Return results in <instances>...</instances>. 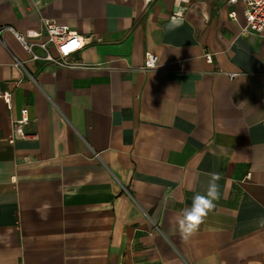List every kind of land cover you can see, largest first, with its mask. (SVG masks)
I'll use <instances>...</instances> for the list:
<instances>
[{
  "label": "crops",
  "instance_id": "0c3cea01",
  "mask_svg": "<svg viewBox=\"0 0 264 264\" xmlns=\"http://www.w3.org/2000/svg\"><path fill=\"white\" fill-rule=\"evenodd\" d=\"M47 20L84 36L82 66L32 60L10 29ZM245 22L223 0H0V264H264V35Z\"/></svg>",
  "mask_w": 264,
  "mask_h": 264
},
{
  "label": "built area",
  "instance_id": "2783aa9c",
  "mask_svg": "<svg viewBox=\"0 0 264 264\" xmlns=\"http://www.w3.org/2000/svg\"><path fill=\"white\" fill-rule=\"evenodd\" d=\"M229 4L241 3L244 6L245 25L243 30L248 33L264 35V0H223ZM236 18L237 11L232 10L229 14ZM10 29L15 33L16 38L29 52L32 60H43L53 62L58 65L77 67L82 66L81 60L75 59L74 55L85 45L84 36L74 30L67 23H60L47 20L45 29L42 31L27 30L18 31L14 27ZM206 59L212 61V54L207 53ZM159 56L152 52L146 53L145 64L142 69H149L158 65ZM23 65L19 59L15 60V65ZM233 76L234 74H230ZM10 109L13 108L12 92L9 90L0 92ZM29 109H21L20 116L12 123V134L9 138L11 143L27 136L26 124L29 122Z\"/></svg>",
  "mask_w": 264,
  "mask_h": 264
},
{
  "label": "clouds",
  "instance_id": "9594fccd",
  "mask_svg": "<svg viewBox=\"0 0 264 264\" xmlns=\"http://www.w3.org/2000/svg\"><path fill=\"white\" fill-rule=\"evenodd\" d=\"M207 192L204 195L193 196L190 207L183 209L178 219V230L182 240L187 241L198 230L207 214L215 207V201L219 199L218 185L216 181L219 175L212 173Z\"/></svg>",
  "mask_w": 264,
  "mask_h": 264
}]
</instances>
